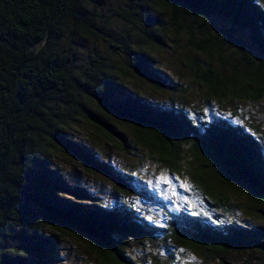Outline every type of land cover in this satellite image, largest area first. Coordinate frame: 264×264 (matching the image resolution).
Instances as JSON below:
<instances>
[{"label": "trees", "instance_id": "obj_1", "mask_svg": "<svg viewBox=\"0 0 264 264\" xmlns=\"http://www.w3.org/2000/svg\"><path fill=\"white\" fill-rule=\"evenodd\" d=\"M167 42L198 56L183 55L206 102L264 97V8L256 0H0V264H56L60 237L80 240L97 264H133L128 241L156 236L197 251L205 264L228 252L264 258L259 224L220 228L182 212L160 227L103 205L58 171L63 154L113 182L129 180L70 136L83 124L120 149L129 136L176 172L187 153L206 204L238 206L234 193L264 221V158L253 134L220 118L196 124L185 103L165 107L127 87L133 79L183 98V81L152 58Z\"/></svg>", "mask_w": 264, "mask_h": 264}, {"label": "rangeland", "instance_id": "obj_2", "mask_svg": "<svg viewBox=\"0 0 264 264\" xmlns=\"http://www.w3.org/2000/svg\"><path fill=\"white\" fill-rule=\"evenodd\" d=\"M256 2L264 8V0ZM95 46L100 52L104 45L95 43ZM180 46L179 49L174 48L167 42L164 50L152 54V58L163 71L169 73L172 80L183 81L185 85L183 98L172 95L168 89L157 91L133 79L129 80L127 87L132 92L140 93L147 100L165 107L175 102L185 103L188 115L196 124L220 118L231 125L243 126L260 143L264 158V97L255 102L233 101L229 98L206 102L201 89L189 79L188 66L183 55L198 56L182 44ZM70 134L76 141L91 147L98 158L111 163L130 176L126 184L113 182L104 175L85 170L71 156L61 154L55 158L58 171L67 184L87 189L105 206H124L160 227H164L172 215L182 212L196 213L214 227L221 228L230 223L244 227L259 224L264 227V221L250 214L254 212L253 208L240 195L229 194L230 200L238 206L216 209L206 204L203 195L188 176L187 153L183 155L180 169L176 172L163 167L147 149L130 142L129 136L126 137L129 145L120 149L98 138L83 124ZM162 238L156 236L150 241L141 238L130 239L126 249L129 259L133 264H205L197 251H176L174 247L165 245L166 239ZM53 256L57 260L56 264H97L92 257L83 254L82 242L75 238L60 237L56 242ZM220 258L229 264L264 262L263 256L259 253L228 252L215 258L211 257L210 260H213L210 264H219Z\"/></svg>", "mask_w": 264, "mask_h": 264}]
</instances>
